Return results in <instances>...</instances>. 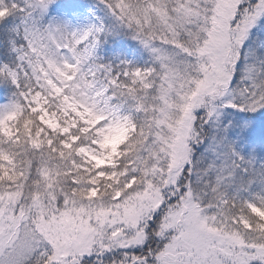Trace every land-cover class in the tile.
Segmentation results:
<instances>
[{"label": "snow or ice", "instance_id": "snow-or-ice-1", "mask_svg": "<svg viewBox=\"0 0 264 264\" xmlns=\"http://www.w3.org/2000/svg\"><path fill=\"white\" fill-rule=\"evenodd\" d=\"M0 264H264V0H0Z\"/></svg>", "mask_w": 264, "mask_h": 264}]
</instances>
